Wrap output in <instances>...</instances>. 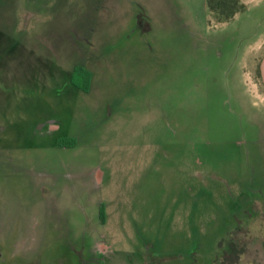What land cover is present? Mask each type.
Here are the masks:
<instances>
[{
    "label": "rangeland",
    "instance_id": "obj_1",
    "mask_svg": "<svg viewBox=\"0 0 264 264\" xmlns=\"http://www.w3.org/2000/svg\"><path fill=\"white\" fill-rule=\"evenodd\" d=\"M244 4L0 0L6 264H264V0Z\"/></svg>",
    "mask_w": 264,
    "mask_h": 264
},
{
    "label": "trees",
    "instance_id": "obj_2",
    "mask_svg": "<svg viewBox=\"0 0 264 264\" xmlns=\"http://www.w3.org/2000/svg\"><path fill=\"white\" fill-rule=\"evenodd\" d=\"M206 6L211 15L220 22L231 19L245 8L240 0H206Z\"/></svg>",
    "mask_w": 264,
    "mask_h": 264
},
{
    "label": "crops",
    "instance_id": "obj_3",
    "mask_svg": "<svg viewBox=\"0 0 264 264\" xmlns=\"http://www.w3.org/2000/svg\"><path fill=\"white\" fill-rule=\"evenodd\" d=\"M241 2H248V0H240ZM201 3L205 4L206 6V0H200ZM207 8V6H206ZM208 10V8H207ZM208 13L211 15V13L208 10ZM239 13V12H238ZM238 13H236L234 16H236ZM260 35L264 36V28L262 29L261 26L259 27ZM259 51H261V55L259 56L258 60L256 61V74H254V84H256V87L258 89V92L264 93V41L263 43H259ZM263 49V50H262Z\"/></svg>",
    "mask_w": 264,
    "mask_h": 264
},
{
    "label": "flooded vegetation",
    "instance_id": "obj_4",
    "mask_svg": "<svg viewBox=\"0 0 264 264\" xmlns=\"http://www.w3.org/2000/svg\"><path fill=\"white\" fill-rule=\"evenodd\" d=\"M5 257H6V254L3 252V250L1 249V245H0V264H6L7 263ZM26 263L31 264V261L26 262Z\"/></svg>",
    "mask_w": 264,
    "mask_h": 264
}]
</instances>
